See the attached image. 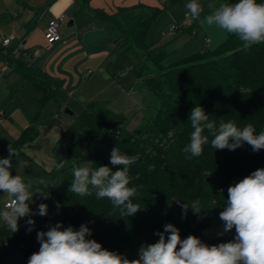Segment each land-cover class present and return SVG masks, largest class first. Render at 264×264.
<instances>
[{
    "label": "trees",
    "instance_id": "1",
    "mask_svg": "<svg viewBox=\"0 0 264 264\" xmlns=\"http://www.w3.org/2000/svg\"><path fill=\"white\" fill-rule=\"evenodd\" d=\"M180 1L184 0H160L158 6L138 3L112 12L93 9L113 40L136 56L140 70L133 88L150 93L156 112L145 114L135 128L129 129L122 123L123 115L105 103L85 104L76 115L80 131L75 141L57 154V164L63 162L64 167H56L51 186L45 189L49 193L46 203L52 210L46 216L37 215L31 231L12 233L6 225L0 228V244L19 261L16 264H28L29 257L39 251L37 232L47 231L56 223L75 230L87 224L92 232L88 239L119 254L141 235H145L146 244L157 242L159 237L154 233L163 232L168 223L180 230L182 239L191 234L210 246L233 240L235 229L212 237L204 236V231L220 220L229 186L264 169V149L253 152L245 143L234 151L216 150L211 146V136L199 157L187 158L183 148L190 141L193 129L189 116L196 105L217 124L221 119L231 120L241 128L251 123L257 134L264 131V43L245 49L236 35L227 33L218 47H204L165 65L166 50L149 45L147 35L153 22ZM11 69L41 89L40 106L54 96L55 83L32 64L11 60ZM37 135L35 116L13 145L20 148ZM80 142L85 143L86 158L93 162V168L107 165L117 170L110 164V153L116 146L123 154L139 156L129 167V186L137 187L133 203L141 208L135 216L122 217L107 198L98 200L95 193L84 197L69 193L73 167L83 165L84 156L72 164H67V160L80 154ZM177 200L196 202L202 211L197 215L189 209L182 215ZM137 258L138 251L133 256Z\"/></svg>",
    "mask_w": 264,
    "mask_h": 264
},
{
    "label": "clouds",
    "instance_id": "2",
    "mask_svg": "<svg viewBox=\"0 0 264 264\" xmlns=\"http://www.w3.org/2000/svg\"><path fill=\"white\" fill-rule=\"evenodd\" d=\"M213 9L204 17L209 26H215L229 34L236 35L245 49L264 43V3L257 0H237L235 3H221L216 6L209 3ZM186 15L193 20H199L204 7L199 0H189L185 5ZM189 121L193 131L189 143L183 148L187 158L199 157L204 146L211 139V146L216 150H236L245 143L251 146L253 152L264 149V131L256 133L255 127L249 123L238 127L235 121L225 122L210 120L209 115L196 105L190 112ZM207 133V134H205ZM9 155L0 158V193L9 197L7 208L0 211L2 220L10 231L19 230V220H26L27 230L35 225L34 215H48V205L40 203L37 211L30 207L35 203L33 197L39 194L43 199L49 198V193L41 189L31 190L32 185L25 182L21 175H13V157L19 162L20 153L11 144ZM139 156L123 154L116 146L110 153V164L116 167L101 165L93 168V162L85 161L81 166L73 167V179L68 188L69 193L80 197L91 196L107 198L112 206L120 210L122 217L135 216L141 208L133 203L137 187L129 186L131 176L129 167L136 163ZM62 169L64 163L56 165ZM151 170V168L149 169ZM44 188L49 182L40 178L37 182ZM226 206L219 213L223 222L224 232L235 229L233 240L218 245H208L195 235L181 238L180 230L171 223L164 225L163 232H156L158 241L141 245L137 259L102 247L101 243L91 236V229L82 224L79 230L72 226L63 228L62 223L50 226L47 231L37 232L39 251L33 253L28 264H264V169H257L234 185L229 186ZM186 215L191 209L199 215L202 211L196 202L191 204L177 200ZM57 208L60 207L57 203Z\"/></svg>",
    "mask_w": 264,
    "mask_h": 264
},
{
    "label": "crops",
    "instance_id": "3",
    "mask_svg": "<svg viewBox=\"0 0 264 264\" xmlns=\"http://www.w3.org/2000/svg\"><path fill=\"white\" fill-rule=\"evenodd\" d=\"M188 2L189 0H185L186 4ZM138 3L158 6L160 0H47L39 9L24 4V28L20 35L13 33L17 35V39H24L25 59L32 61L35 68L55 83V93L45 104H52V107L45 109V105L40 106L43 96L41 89L18 71L8 72L0 82V146L11 144L22 157L29 158L31 167L38 169L37 178L29 182L31 185H40L36 183L40 178H44L49 182V187L51 186L57 173V154L68 148L65 143L68 144L73 139L65 138L62 142L65 136L59 129L64 123L59 113L62 107H65V113L73 115L75 112L65 111L67 106L83 110L87 102H103L112 111L122 114L124 120L126 118V122H122L129 129L135 128L145 115L151 100L150 93L133 88L138 76L129 75L128 72L122 77L119 76V73L126 69L124 62L117 61L118 63L114 64L115 54L119 57L121 49L114 51L116 46L113 42L116 41L93 13L96 8L112 12L118 7H131ZM199 3L202 5L206 1L199 0ZM26 7L29 8L28 14H25ZM203 7L206 11L205 4ZM205 11L201 14L202 18ZM15 15L18 16L19 13ZM60 15H64L67 22L60 30L62 39L49 44L44 36L46 26L52 18ZM193 21L202 34L208 36L198 20ZM70 22L72 25H69ZM197 38L201 39L199 36ZM192 47L195 49L198 45ZM35 49L39 52L33 57ZM125 57L127 55L122 56ZM35 116L37 137L16 148L13 141ZM79 130L80 127H77L74 132L76 137ZM0 155L5 157L4 154ZM68 160L67 164L77 161L76 158ZM85 161L88 159L85 158L83 163Z\"/></svg>",
    "mask_w": 264,
    "mask_h": 264
},
{
    "label": "rangeland",
    "instance_id": "4",
    "mask_svg": "<svg viewBox=\"0 0 264 264\" xmlns=\"http://www.w3.org/2000/svg\"><path fill=\"white\" fill-rule=\"evenodd\" d=\"M47 0H0V33L4 36H10L13 32H16L17 35H20L22 28V24L25 22V19H23V7L24 4H30L36 9L41 8L44 6L45 2ZM206 1L204 3L206 5V11L205 16L211 13L213 9H210L208 7L209 3H214L216 6L217 4L216 0H201ZM202 4V6L204 5ZM185 0L177 2L169 7L167 12L158 20L153 22L149 33L147 35V43L153 47H163L166 52L167 56L163 60V64L168 65L170 63H173L175 61H178L188 55H190L195 50H200L204 48V41L200 38L194 37L191 35L190 31L186 29H177V30H170L171 27L175 25H181L183 22V19L186 17V8H185ZM19 13L18 16L15 15V13ZM29 8L26 7L25 14H28ZM204 17L198 20L200 23V26L204 30H206L209 38V44L207 45L208 48L214 49L218 47L223 40H225L227 36V32L215 27V26H209L206 21L204 20ZM191 18V17H190ZM192 19V18H191ZM193 20V19H192ZM67 22L65 20L61 21L59 24V30H62L63 27H65ZM166 33V34H165ZM18 39H15L14 42H16ZM198 45V48L193 49V45ZM113 45L116 46L115 52L120 50L119 57L115 54V60L114 64L123 63L126 64L125 68L128 66H131V70L128 71L129 75H138V71L140 70L139 65H137V59L136 56L133 54L132 51L126 50L125 48L122 49L120 42H113ZM102 48V47H101ZM127 55V57L122 58V56ZM121 59V60H120ZM108 66V64L106 65ZM127 74V73H126ZM52 104L45 105V109L51 108ZM57 107V106H56ZM64 108L59 111V113L62 115V118L64 120V123L61 127H59L60 130H62V133L65 135L62 139V142L65 140V138H73L68 144L65 143V146L69 147L71 143L74 141L76 134L74 133L77 127L79 126L78 120L76 118V115L80 114L83 110L82 109H73L69 106L68 108L71 112H75L73 115L67 114L64 112ZM156 112V107L153 106L152 100L149 101L148 108L146 110L145 114H154ZM124 120V119H123ZM126 122V118L124 120ZM125 124L124 122H122ZM132 124V123H131ZM80 131V130H79ZM77 131V133L79 132ZM68 140V139H67ZM8 146L1 145L0 146V154H4L3 156L7 157L9 155L8 152ZM79 150L80 154H83L84 159L86 158V146L84 142L79 143ZM80 154L72 156V159H80ZM0 158L1 155H0ZM23 159H25L23 161ZM68 162H70L68 160ZM31 163L29 161V158H26L25 156L22 157L21 154L19 156V162L16 161V158L13 157V169L12 174L13 175H21L25 182L28 184H31L29 182L31 179L37 178L38 176V169L35 168V166L31 167ZM57 170V169H56ZM38 184V183H36ZM41 189L45 191L46 188L42 185H32V191L34 192L36 189ZM9 199L5 194L0 193V211L3 207L4 202ZM33 200L35 203L31 204L30 207L32 208L33 212L37 211V207L40 203H46V199H43L39 194H36L33 197ZM49 211L52 210V207L49 204ZM36 216L34 215L31 218L35 220L36 222ZM28 217L21 218L18 222L19 224V230L17 232L19 233H25L28 232L26 225V220ZM60 220L57 218V222ZM6 225L2 220H0V227ZM224 225L221 220L216 221L213 223L209 228H207L204 231V236L206 237H212L217 235L224 234ZM146 244V237L145 235H141L137 237L134 241H132L129 246L125 249V251L122 253V255L127 256L128 259H133V256L136 254L137 251H139V248L141 245ZM1 250V249H0ZM1 253V251H0ZM3 264V263H2Z\"/></svg>",
    "mask_w": 264,
    "mask_h": 264
},
{
    "label": "built area",
    "instance_id": "5",
    "mask_svg": "<svg viewBox=\"0 0 264 264\" xmlns=\"http://www.w3.org/2000/svg\"><path fill=\"white\" fill-rule=\"evenodd\" d=\"M63 20H64V15H60L52 18L49 21L44 32V36L47 43L52 44L62 39V35L59 30V24ZM181 28L190 31L191 35L194 37L196 36L198 37V35H200L201 39L204 41L205 48L209 44V38L203 35L202 32L199 30V28L195 26V23L190 18V16L186 15L181 25H175L171 27L170 30L174 31ZM15 39H17V35L15 33H12L10 36L0 35V82L4 79L6 74L12 70L11 60H23L28 64H32V61H27L25 59L26 47H25L24 39L19 38L16 42H14ZM38 52L39 51L35 49L33 51V57H36L38 55ZM129 70H131V67H128L125 70L121 71L119 73V76L120 77L124 76ZM56 117L58 118V115H56ZM8 203H9V199H7L4 202L1 211L7 208ZM45 204H47L49 207L48 203ZM0 249H1L0 264L19 263V261L5 249L4 244L3 245L0 244Z\"/></svg>",
    "mask_w": 264,
    "mask_h": 264
},
{
    "label": "water",
    "instance_id": "6",
    "mask_svg": "<svg viewBox=\"0 0 264 264\" xmlns=\"http://www.w3.org/2000/svg\"><path fill=\"white\" fill-rule=\"evenodd\" d=\"M69 25H72V22H70ZM65 111L71 113V111H69L68 109H65Z\"/></svg>",
    "mask_w": 264,
    "mask_h": 264
}]
</instances>
